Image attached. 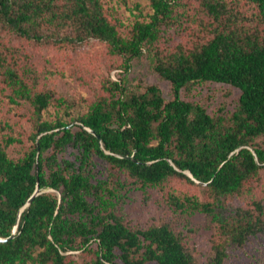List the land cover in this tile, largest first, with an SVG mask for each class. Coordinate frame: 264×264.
I'll return each mask as SVG.
<instances>
[{
  "label": "trees",
  "instance_id": "16d2710c",
  "mask_svg": "<svg viewBox=\"0 0 264 264\" xmlns=\"http://www.w3.org/2000/svg\"><path fill=\"white\" fill-rule=\"evenodd\" d=\"M199 1L212 19V36L163 53L164 27L179 22L177 7L184 0H149L148 19L137 18L127 35L104 0H0V81L11 101H29L33 126V147L19 158L10 157L7 146L21 139H0V236H10L19 219L14 238L0 241V264H77L73 255L79 250L93 253L90 264H226L231 248L264 237V199H244L264 171V0ZM4 31L55 45L97 38L123 58L126 73L107 80L110 96L78 116L79 124L44 119L53 100L70 115L68 101L31 86L33 76L15 66L18 54ZM142 58L171 83V98L156 84L128 88L131 62ZM208 81L240 91L232 109L222 102L210 112L183 96ZM69 146L76 149L74 160L60 156ZM95 156L123 170L146 195L181 178L206 197L170 192L164 200L185 224L161 219L138 226L118 210L132 189L120 179L96 178L90 168ZM197 213L217 231L205 263L190 242L197 228L188 218Z\"/></svg>",
  "mask_w": 264,
  "mask_h": 264
},
{
  "label": "rangeland",
  "instance_id": "374dc122",
  "mask_svg": "<svg viewBox=\"0 0 264 264\" xmlns=\"http://www.w3.org/2000/svg\"><path fill=\"white\" fill-rule=\"evenodd\" d=\"M184 1L185 3L177 7L179 22L164 27L159 42L163 53L177 46L188 49L213 34L210 28L212 19L205 15L200 1ZM104 2L111 8V20L125 35L131 30L137 18L148 19L152 12L149 0H130L128 4L118 0H104ZM3 35L10 46L17 49V51L14 49V52L18 54L17 59L12 58L15 66L21 73L26 74L29 70V74L33 76L30 79L31 86L37 90H52L56 97L63 96L67 99L71 114L67 115L65 107L53 100V103L43 113V118L47 120L62 117L72 125L79 124L78 116L86 114L96 100L110 96L106 88L107 80H120L126 73L123 58L111 54L107 44L97 38L91 37L75 44L55 45L49 42L41 43L24 39L10 31H4ZM127 78L129 79L127 86L130 89H144L148 85L156 84L166 98L172 97L171 83L160 77L147 58L133 60ZM4 85L3 81H0V139L7 135L20 138V141L7 146L10 157L19 158L33 147V140L30 136L33 129L32 106L29 101L22 98H19L17 103L11 101L9 91L3 89ZM239 93L238 89L228 84L208 81L194 84L183 91V96L189 100L200 101L208 107L210 112H214L222 102L232 109ZM75 128L77 129L76 126ZM75 152L76 149L69 146L61 152L60 156L74 160ZM90 168L96 178H105L111 183L120 179L128 183L132 190L129 191L126 201L118 205V210L125 213L131 223L138 226L146 227L161 219L170 220L179 227L185 224L183 216L164 200L170 192L177 194L196 192L201 198L206 197L202 188L192 186L181 178H172L160 188H150L146 195L143 190L131 186L123 170L114 168L106 159L98 156L94 157ZM46 191L53 192L54 190L47 188ZM54 192L60 194L58 191ZM251 198L264 199V171L257 189L249 198L244 199L247 201ZM188 219L190 225L197 228L192 233L190 241L193 252L200 263H205L212 253L211 244L217 231L205 214L197 213ZM92 246L96 248L95 242ZM73 257L77 264H90L94 255L91 252L79 250L74 251ZM257 259L264 262V237L261 234L253 236L244 248H231L225 263L253 264Z\"/></svg>",
  "mask_w": 264,
  "mask_h": 264
},
{
  "label": "water",
  "instance_id": "95a60500",
  "mask_svg": "<svg viewBox=\"0 0 264 264\" xmlns=\"http://www.w3.org/2000/svg\"><path fill=\"white\" fill-rule=\"evenodd\" d=\"M91 131H92L93 133H95L94 130H91ZM189 175H190L192 178H194L193 175H192V173L189 172ZM196 180H197V179H196ZM197 181L200 182V183L206 184L205 182H202V181H200V180H197ZM39 191H40V189L37 187V189L35 190L34 194H33V195L31 196V198L28 200L27 205L30 204V202L32 201V199H33V198L39 193ZM18 224H19V219H18V221L16 222V224H15V226H14V228H13V231H12L11 235L8 236V237H1V236H0V241H1V242H6V241H8V240L14 238V236H15V234H16V232H17V229H18Z\"/></svg>",
  "mask_w": 264,
  "mask_h": 264
}]
</instances>
